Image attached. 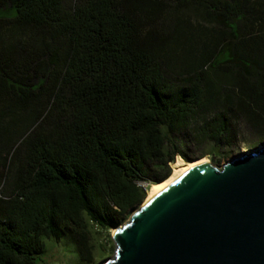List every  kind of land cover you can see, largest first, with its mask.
Returning a JSON list of instances; mask_svg holds the SVG:
<instances>
[{"label":"trees","instance_id":"1","mask_svg":"<svg viewBox=\"0 0 264 264\" xmlns=\"http://www.w3.org/2000/svg\"><path fill=\"white\" fill-rule=\"evenodd\" d=\"M3 30L0 264H39L71 235L90 264L89 224L120 226L189 162L184 132L213 158L243 119L264 139L263 0H0Z\"/></svg>","mask_w":264,"mask_h":264},{"label":"water","instance_id":"2","mask_svg":"<svg viewBox=\"0 0 264 264\" xmlns=\"http://www.w3.org/2000/svg\"><path fill=\"white\" fill-rule=\"evenodd\" d=\"M112 241L104 264H264V143L194 166L144 200Z\"/></svg>","mask_w":264,"mask_h":264},{"label":"rangeland","instance_id":"3","mask_svg":"<svg viewBox=\"0 0 264 264\" xmlns=\"http://www.w3.org/2000/svg\"><path fill=\"white\" fill-rule=\"evenodd\" d=\"M63 1L67 7L74 3V0H63ZM176 15L177 13H173V11H169L168 14L166 13L165 16L160 18L157 24L161 26L162 29H166L169 31L172 24L174 23V18ZM202 16L203 15H201V13H193L189 11H186L182 14V17L184 18H190V19L192 18L191 21L193 23L202 24L207 28L215 27L214 23L206 22ZM13 35L14 36H12V33H7L6 30L5 31L3 30V32L0 33V39L1 40L4 39L5 42L10 43L12 42V40H14L17 37L15 34ZM178 52L179 51H177V53ZM176 72L177 70L174 67L173 70L169 69L167 73L171 77L177 78L178 74H176ZM36 77L37 79L34 80L33 84H36L39 81L40 75H36ZM227 87L230 86L227 84ZM236 126L238 127V131H239L237 141L232 143L230 147L229 146L221 147L220 149L221 153L219 157H215V158H213V156L210 154L211 152L208 149V145H205L200 142H196V140L193 137H191V134L188 132L187 133L184 132L180 134L178 137H176V139L178 142L183 144L184 147L183 150L190 158V161H194L197 159H207V161L212 163L214 166H221L226 162H229L238 154L255 151L261 144L264 143V139L261 140V142H259V137L255 135V133L252 131L251 126L246 120L244 119L241 120L240 122L236 123ZM177 158L180 157L176 156L175 160ZM149 188L150 186L147 188V193ZM130 216L131 214L126 217V219L122 222L121 225L127 222ZM114 229L115 228L110 229L108 232H106L89 224L87 230L88 241L91 243V245L94 248V251L91 254L90 264H104L107 260L113 258L115 251V244L112 241V234L114 232ZM74 239L75 236L71 235V236H67L65 239L63 238L59 243H56L55 241L45 240V250L44 253L39 256V261H40L39 264H86V263H82L80 260L79 252L76 250V246L74 245Z\"/></svg>","mask_w":264,"mask_h":264},{"label":"bare ground","instance_id":"4","mask_svg":"<svg viewBox=\"0 0 264 264\" xmlns=\"http://www.w3.org/2000/svg\"><path fill=\"white\" fill-rule=\"evenodd\" d=\"M208 162L207 159H199L194 162H186L183 161L180 158H177L175 162L171 164V173L170 176L164 180L161 183L158 184H152L148 190L146 201L151 199L153 196H155L157 193L165 189L167 186L172 184L174 181H176L178 178H180L183 174H185L188 170L193 168L194 166Z\"/></svg>","mask_w":264,"mask_h":264}]
</instances>
